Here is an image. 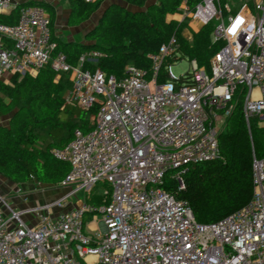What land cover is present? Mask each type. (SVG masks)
I'll list each match as a JSON object with an SVG mask.
<instances>
[{
    "label": "built area",
    "instance_id": "built-area-1",
    "mask_svg": "<svg viewBox=\"0 0 264 264\" xmlns=\"http://www.w3.org/2000/svg\"><path fill=\"white\" fill-rule=\"evenodd\" d=\"M17 5L0 0V14ZM176 19L183 28L217 21L212 40L224 45L210 69L188 57L190 70L177 76L167 65L165 82L162 66L183 58L176 32L151 69L129 64L118 78L85 67L104 56L98 50L77 66L63 52L53 57L51 17L39 5L22 7L15 24L0 22V84L37 76L50 63L58 81L71 71L66 104L90 112L92 126L52 150L70 163L62 185L73 189L33 209L37 224L11 208L8 214L0 198V264H264V157L254 159L251 202L211 224L199 223L189 202L164 187L169 176L184 189L189 165L221 157L219 133L239 90L248 125L257 117L264 128V0H181ZM77 194L86 199L70 207ZM87 214L101 232H87Z\"/></svg>",
    "mask_w": 264,
    "mask_h": 264
},
{
    "label": "trees",
    "instance_id": "trees-1",
    "mask_svg": "<svg viewBox=\"0 0 264 264\" xmlns=\"http://www.w3.org/2000/svg\"><path fill=\"white\" fill-rule=\"evenodd\" d=\"M70 5L68 24L77 27L88 21L103 6L98 24L86 33L85 41L63 40L56 33V6L45 0H29L18 4L10 14H0V22L15 24L25 6L39 5L51 17L53 57L66 54L68 62L77 66L82 55L98 50L104 53L98 63L86 68H101L107 75L122 78L126 66L134 64L151 69L152 56L176 32L182 57L197 59L210 69V62L224 45L213 42L215 22L194 32L193 41L179 27L176 11L181 0H67ZM225 1V0H224ZM159 72V81L168 79L166 66ZM70 72L58 73L48 64L37 76L16 75L11 84H0V117L9 116L0 124V175L24 184L38 182L60 186L71 170L68 161L59 159L52 150L64 148L76 129H92L90 112L66 104V91L73 80ZM244 93L234 99V109L219 133L221 157L189 165L185 172V188L169 176L164 187L179 199L189 202L196 220L202 224L217 222L247 206L254 196V159L264 157V128L253 117L250 126L243 107ZM172 171L171 173H173ZM104 186H107L106 184Z\"/></svg>",
    "mask_w": 264,
    "mask_h": 264
},
{
    "label": "rangeland",
    "instance_id": "rangeland-1",
    "mask_svg": "<svg viewBox=\"0 0 264 264\" xmlns=\"http://www.w3.org/2000/svg\"><path fill=\"white\" fill-rule=\"evenodd\" d=\"M55 2H57V7L59 8V13H58V20L56 22V33L57 35L63 39V40H77V41H85L86 40V33L94 28L98 22L99 19L103 13V9L105 8V5L96 13H94L92 15V17L86 21L85 23H83L80 26L77 27H70L68 24V15H69V8H66L65 6V1L67 0H54ZM62 1V2H59ZM241 0H235V2H240ZM247 1L250 0H242L243 3H247ZM249 4H251L252 8L254 7L253 2H248ZM234 11L236 10L235 7H233ZM217 22V21H215ZM200 26L198 25L196 28L194 27H185L184 31L185 34L187 35L188 38L192 37V40H190L191 42L194 39V32L199 31ZM173 67V72L175 75L177 76H181L183 74H185L187 71L190 70V59L188 57H183L182 59L175 61L172 63ZM69 77L71 78V80H73V73H70ZM71 89V86L67 89L69 90ZM67 93V91H66ZM9 121V116H4V117H0V124H7ZM36 184H40L41 188L46 190L47 193H49L51 196H53V201L63 197L65 194H67L68 192H70L73 187L72 186H53V185H46V184H41L38 182H35ZM105 193V187L103 184L99 185L95 191V201L97 202H101L102 199L100 197H102V195ZM86 199L84 194H77L75 196H73L71 198V204L72 206L77 205L78 202L82 201ZM98 217V220L101 221L104 219V214L103 213H98L96 215ZM91 215L87 214L86 215V227L87 230H90V233H97V232H101V227H96L95 229H92L90 227V223H92L91 220Z\"/></svg>",
    "mask_w": 264,
    "mask_h": 264
},
{
    "label": "crops",
    "instance_id": "crops-1",
    "mask_svg": "<svg viewBox=\"0 0 264 264\" xmlns=\"http://www.w3.org/2000/svg\"><path fill=\"white\" fill-rule=\"evenodd\" d=\"M13 1L17 4H22L29 0H13ZM45 1L52 2L56 6L57 12L59 13V8L57 7L58 1L57 2H55L54 0H45ZM65 6L66 8H69V15H70V5L68 1H65ZM198 25H199L198 23L192 22L193 27L196 28ZM201 28L202 27L200 26L199 29ZM0 198L5 200L6 203H4V208L8 214H10L11 211L10 208L15 211L22 212L23 219L30 225H35L38 222L37 215L32 210L47 203H51L53 202L54 199L53 196H51L49 193L46 192V190L41 188L40 184L38 185L35 182L18 184V183H14L13 181L7 179L2 175H0ZM70 207H73L72 204L70 205ZM58 212H59L58 210H55V214H57ZM90 227L92 229H95V224L93 222L90 223ZM87 232L90 233V230L89 231L87 230Z\"/></svg>",
    "mask_w": 264,
    "mask_h": 264
},
{
    "label": "water",
    "instance_id": "water-1",
    "mask_svg": "<svg viewBox=\"0 0 264 264\" xmlns=\"http://www.w3.org/2000/svg\"><path fill=\"white\" fill-rule=\"evenodd\" d=\"M204 162H208V161H200V163H204Z\"/></svg>",
    "mask_w": 264,
    "mask_h": 264
}]
</instances>
